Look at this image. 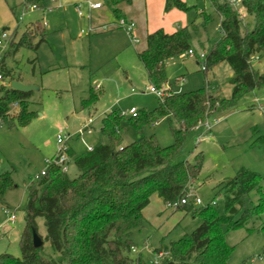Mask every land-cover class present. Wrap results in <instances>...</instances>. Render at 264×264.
Instances as JSON below:
<instances>
[{"label":"rangeland","instance_id":"1","mask_svg":"<svg viewBox=\"0 0 264 264\" xmlns=\"http://www.w3.org/2000/svg\"><path fill=\"white\" fill-rule=\"evenodd\" d=\"M44 1L47 8L56 4L51 0ZM88 1L80 0L57 9L42 10L31 6L26 8L22 0H0V32L6 33L7 39L14 32H17L18 38L28 27L37 24H41L47 32L46 41L39 45L36 53L21 48L6 59L12 78L38 87L34 90L36 103L32 105L38 115L25 126L17 122L15 126L8 123L0 126V174L10 172L14 183L6 190L4 203L0 202V254L21 257L20 238L25 227L23 208L27 203L28 187L47 168V161L60 148L57 141L60 131L67 137L71 136L67 145L75 155H80L100 140L104 141L100 126L101 114L106 109L152 110L159 104V98L148 91L152 84L137 56V50L143 48L144 39L140 38V42L134 45L125 30L110 28L108 24L117 22L119 18L107 5L98 11L99 14L92 10L90 21L80 17L78 7L86 12ZM134 1L122 5L143 25L147 24L145 28L149 33L164 29L161 24L168 17L165 0ZM183 1L190 8L179 11L183 18L177 26L196 25L192 38L196 53L177 55L166 62L168 84L162 88L181 94L206 87L213 95L230 97L232 86L228 78L232 73L228 64L220 63L206 73L196 64V54L205 52L222 36L220 16L215 11L213 0ZM203 9L211 15L207 22L198 15ZM242 13L243 25L248 24L251 30L253 18L244 9ZM91 27L94 29L91 30ZM69 37L73 41L83 37L85 41L71 44ZM80 58H84L82 64L77 63ZM257 58L253 60V66L264 72V58ZM95 86L101 87V92L103 90L97 111L82 109V99L88 97L91 87ZM260 105H264V87L242 94L231 109L205 114L199 121L206 118L212 123V118L221 120L211 131L206 130L203 121L187 132L181 142L178 159L192 161L196 154L204 155L200 175L190 189V200L199 197L201 203L190 209H173L157 194L152 196L150 204L143 210V225L134 228L131 234V240L145 262L152 263L155 250L162 245L169 246L172 241L199 227L204 218L200 212L206 208L209 213L224 214L226 196L222 183L233 178L240 169L246 168L262 176L264 191V112L259 109ZM13 111H18V108ZM126 115L130 116L128 112ZM88 116L95 119L92 132L77 134L81 127L79 124ZM143 135H154L163 147L175 142L169 121L162 119L146 126L143 132L125 125L123 143L133 142ZM67 173L70 177L78 174L74 158H70ZM260 202V194L253 192L246 198L245 208ZM195 211L197 213L194 214ZM11 213L16 216L14 221L9 219ZM263 221L264 209L259 218L249 219L245 226L228 229L227 225H222L225 240L232 248L228 264H264V231L260 228ZM37 224L39 232L45 235L43 218H38ZM45 248L48 252L52 251L48 243ZM167 251L166 258H169L170 251Z\"/></svg>","mask_w":264,"mask_h":264},{"label":"trees","instance_id":"2","mask_svg":"<svg viewBox=\"0 0 264 264\" xmlns=\"http://www.w3.org/2000/svg\"><path fill=\"white\" fill-rule=\"evenodd\" d=\"M22 2L26 8H46L44 0ZM131 2L104 0L117 18L124 17L120 4ZM212 2L220 16L222 36L206 49L204 60L197 57L200 66L205 64L204 73L220 63L229 65L231 96L213 95L206 87L181 94L170 89L152 110L143 109L130 116L121 115L117 109L108 112L100 128L104 141L100 140L80 155H75L69 147L68 154L74 158L78 169L75 177L63 172L59 165L51 164L44 175L32 180L23 208L25 227L20 238L21 257L3 253L0 264H155L145 262L141 253L132 251L135 245L131 234L134 228L143 225V210L153 195L157 194L169 205L180 200L195 185L204 155L198 153L192 161L179 160L182 140L205 114L231 109L242 94L264 87V72L253 66L255 58H264V0H243L245 13L254 21L251 30L248 24L243 25L244 17L226 0ZM189 8L183 0H165L166 12ZM198 15L206 22L211 17L204 9L199 10ZM195 31L196 25L192 23L172 33L157 29L147 35L146 48L137 55L150 84L157 88L168 84L166 62L193 49ZM46 36L45 28L37 24L28 27L18 38L17 32L10 38L0 65L3 76L0 79V126L5 123L15 126L16 122L25 126L38 115L32 108L36 92H21L10 87L9 77L15 78L11 76L6 59L21 48L36 53ZM101 95L99 89L91 87L81 107L95 110ZM15 108L18 111H13ZM162 119L170 123L175 138L173 144L163 147L154 135H143L138 140L123 143L125 125L143 132L146 126ZM262 181L258 173L242 168L222 183L226 212L222 215L209 213L208 208L200 212L204 218L199 227L169 246L162 245L155 250L170 251V257L159 264H228L232 248L225 240L222 225H227L228 229L238 228L245 226L249 219L261 216L264 209ZM13 186L10 172L0 174L1 203H4L6 190ZM253 192L260 194L261 202L245 208V200ZM193 206L190 201L177 209ZM38 218L44 220L45 235L39 232ZM260 228L264 231V221ZM34 229L43 240L38 248L33 245ZM46 243L51 252L46 250Z\"/></svg>","mask_w":264,"mask_h":264},{"label":"built area","instance_id":"3","mask_svg":"<svg viewBox=\"0 0 264 264\" xmlns=\"http://www.w3.org/2000/svg\"><path fill=\"white\" fill-rule=\"evenodd\" d=\"M51 1L55 2L56 0H51ZM204 1H206V0H204ZM226 1L231 6H233L241 14L242 18L244 17V15L242 13V10L244 9L243 8V0H226ZM31 7L33 9H37V8H35V6H31ZM88 7H89V10H90L88 13H86L85 11L81 10L80 7H78L79 16L86 17L87 19H91L92 18L91 14H90L91 11L92 10H97V9H102L103 8V0H89L88 1ZM240 7H241V9H240ZM52 9H53L52 7H49V8L46 7L44 10H52ZM22 16H24V13L22 14ZM114 25L119 27V28H122L123 30H125V32L129 35L130 40L132 42L135 43V42L138 41V39H137V37L135 36V33H134V30H135V27H136V23L135 22H133L131 20H128L125 17H120L118 19V21L114 23ZM92 29H94V28L91 27V30ZM82 32H85V30H82ZM9 41H10V39H7L6 33H3V34L0 33V65H1V62H2V59H3L4 52L7 49V46L9 44ZM188 54H195V52H194L193 49H190L188 51ZM197 56H199L200 60H204L205 59V52H203V53H201V54H199ZM254 60H256V58ZM201 68L205 69L204 62L202 63ZM2 78H3L2 73H0V79H2ZM148 91L150 93H153L154 95H156L159 99H163L165 97V95L167 94L165 89L157 88L154 85L149 86ZM17 106H18V103H15L14 107H17ZM259 109L264 112V105H260ZM127 112L130 115H136L137 114V110L135 108H132L129 111H121V115H126ZM212 119H214V123H212L209 118H206V119H204L202 121H199L198 124H202V122L204 121L205 122L204 125H205L206 130L207 131H211L213 126L215 124H218L221 121L219 118H212ZM92 123H93V118L90 117L89 119H87V121L85 123H83L81 125V127L76 131V133L80 134V133H83V132H89V133L92 132V127H91ZM69 138H71V136L67 137V135L65 133L60 131V133L57 135V141H58V143L60 145V148L58 149V151L54 155V157L47 161V166H49L51 164H56V165H59V167L61 168V170L63 172H68V166H69V162H70V158H71L69 156V154H68L69 147L67 145V140ZM91 149H92V147H90L88 150H91ZM45 172H46V169L42 170L39 173V175L40 174L44 175ZM191 192L192 191L189 190L187 192V194L184 195L180 200H178L177 202L171 203L168 206L173 208V209H177L178 206L189 203L191 201L190 200ZM192 203L194 205H198V204L201 203V199L199 197H195L193 199ZM9 219L11 221H14L16 219L15 214L11 213L10 216H9ZM132 251L133 252H137L138 248L136 246H132ZM168 253L169 252L167 250H159V251L155 252V258H154L153 262L155 264L161 263V261L166 258Z\"/></svg>","mask_w":264,"mask_h":264},{"label":"crops","instance_id":"4","mask_svg":"<svg viewBox=\"0 0 264 264\" xmlns=\"http://www.w3.org/2000/svg\"><path fill=\"white\" fill-rule=\"evenodd\" d=\"M77 1H80V0H56L54 3H56L55 4V6H51L52 8H60L62 5H67V4H70V3H72V4H75V3H77ZM52 2V1H51ZM132 2H133V0H132ZM131 2V3H132ZM134 2H136V0L134 1ZM123 4V3H122ZM122 4H120V8H121V11H122V16H124L126 19H128V20H131V21H133V22H136V27H135V30H134V33H135V36L137 37V39H138V41L137 42H132L131 41V43L132 44H134V45H136V44H138L139 42H140V38L141 39H144V45H143V48L142 49H140V50H137V54H138V52H140V51H142V50H144L145 48H146V45H147V42H146V39H147V35L149 34V31L147 30V28H145L146 26H147V24H146V26L145 25H143V23L141 22V20L139 19H137L134 15H132L131 14V12L130 11H127V9H126V7L125 6H123ZM128 4V3H127ZM123 8H122V7ZM164 6H165V3H164ZM106 7V4L103 2V8L102 9H104ZM146 8H147V6H146V4H145V12H146V14H147V10H146ZM102 9H97V10H94V11H96L97 13H98V11H100V10H102ZM124 9V10H123ZM90 10H89V7L87 6V11H86V13H88ZM179 11H181V10H178V9H172V10H170V11H168V12H166L167 13V18H166V21L163 23V24H161V25H164V30L166 31V32H168V33H172V32H175V31H177L178 29H180V28H183V27H185V26H187L186 24L185 25H181V26H177V23H178V21L181 19V18H183L181 15H180V12ZM99 14V13H98ZM81 17V16H80ZM86 18V17H85ZM89 21L91 20V19H88ZM114 23L115 22H112V23H109L108 25H109V27L110 28H112L113 30L115 29V28H119V27H117V26H115L114 25ZM147 23V22H146ZM160 29V28H159ZM82 32V31H81ZM82 33H85V32H82ZM75 41H79L81 44L82 43H84V41H85V39L83 38V37H80V38H77L76 40H74L73 41V38L72 39H70V37H69V42L71 43V44H76L75 43ZM193 50L195 51V53H196V50L193 48ZM206 51V50H205ZM138 56V55H137ZM196 58H197V65H199V59H198V57H197V54H196ZM84 58H80L79 60H77L78 62V64H82L83 62H84V60H83ZM139 59V58H138ZM143 65V64H142ZM145 68V67H144ZM145 71H146V69H145ZM147 73V72H146ZM232 73V72H231ZM148 76V75H147ZM18 80V79H17ZM19 81H21V82H23L21 79H19ZM23 83H25L26 84V82H23ZM28 84H32V83H28ZM95 88H97V89H102L101 87H99V86H95ZM133 92H134V90H132ZM102 93H103V90H102ZM99 102V101H98ZM98 104V103H97ZM80 106H81V104H80ZM82 108V107H81ZM82 109H84V108H82ZM114 109H117V110H119L118 108H111V109H106L105 111H103V113L101 114V116H102V120H103V118L106 116V114L108 113V112H110V111H112V110H114ZM96 111H97V105H96ZM120 111V110H119ZM91 116H88L87 118H85L80 124H79V127L83 124V123H85L86 121H87V119H89ZM93 118V117H92ZM94 122H95V119L93 118V123H92V125H91V127L92 128H94L93 127V124H94ZM101 126H102V121H101ZM101 126H100V128H101Z\"/></svg>","mask_w":264,"mask_h":264},{"label":"water","instance_id":"5","mask_svg":"<svg viewBox=\"0 0 264 264\" xmlns=\"http://www.w3.org/2000/svg\"><path fill=\"white\" fill-rule=\"evenodd\" d=\"M10 87L14 90L21 91V92H30L34 90H38V87L32 84H25L19 80L13 79L10 81ZM33 245L35 247H41L43 245V240L38 235V233L33 230Z\"/></svg>","mask_w":264,"mask_h":264}]
</instances>
